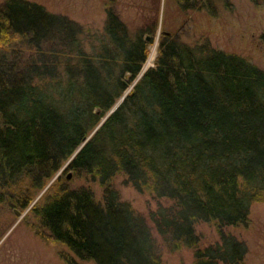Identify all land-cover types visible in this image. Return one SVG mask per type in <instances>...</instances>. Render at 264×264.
I'll return each mask as SVG.
<instances>
[{"label":"trees","instance_id":"1","mask_svg":"<svg viewBox=\"0 0 264 264\" xmlns=\"http://www.w3.org/2000/svg\"><path fill=\"white\" fill-rule=\"evenodd\" d=\"M85 31L35 1L0 2V205L25 209L69 160L71 178L62 170L30 207V229L47 241L96 264H161L163 248L190 249L194 264H244V241L226 228L264 202V70L206 39L162 33L138 77L148 42L129 37L113 7L107 40ZM118 174L155 206L121 200ZM204 222L215 241L204 243Z\"/></svg>","mask_w":264,"mask_h":264},{"label":"rangeland","instance_id":"2","mask_svg":"<svg viewBox=\"0 0 264 264\" xmlns=\"http://www.w3.org/2000/svg\"><path fill=\"white\" fill-rule=\"evenodd\" d=\"M31 1L42 4L50 12L66 15L78 22L86 30L83 34L86 40L95 38L96 35L95 43H102L103 37L107 40L104 34L106 8L113 7L125 24L128 36L134 37L140 33L148 42L147 56L140 73L154 65L162 33L187 44L206 39L212 46L235 52L264 70V44L259 42V34L264 30V1L256 5L252 0H227L228 3L224 5L216 0L217 7L214 11H183L176 0H159L157 11L154 10V0ZM147 26L151 27L152 32L143 30ZM147 35L150 36L148 40ZM86 49H92L89 41ZM132 85L133 83L129 84L125 92ZM121 98L122 95L115 105ZM69 171V168H65L62 173L66 176ZM113 183L119 191L120 199L128 202L136 211L147 213L150 207L155 206L156 202L151 196L138 191L127 180L126 175H116ZM43 189L23 210L6 204L0 205V264H68L64 256L71 257L75 264H96L92 259L79 258L64 243L47 241L30 229L28 222L36 224L30 207L45 190ZM95 189L99 197L101 190L98 184H95ZM14 209H18L20 214H16ZM226 229L244 241V264H264L263 201H254L250 205L246 223L231 225ZM197 230L203 236L204 243L217 239V232L210 223L198 224ZM161 264H194L192 251L188 248L175 251L163 248Z\"/></svg>","mask_w":264,"mask_h":264},{"label":"water","instance_id":"3","mask_svg":"<svg viewBox=\"0 0 264 264\" xmlns=\"http://www.w3.org/2000/svg\"><path fill=\"white\" fill-rule=\"evenodd\" d=\"M149 37H150V36L147 35V36H146V39L148 40ZM141 74H142V73H139L138 77H139ZM138 77H137V78H138ZM137 78H136V79H137ZM136 79L134 80V82L136 81ZM125 94H126V92H124V93L122 94V98L124 97ZM122 98H121V100H122ZM121 100H120V101H121ZM116 105H117V104H116ZM113 108H114V107H112V108L109 110V112H110ZM99 124H100V122H99ZM99 124H98V125H99ZM98 125H97V126H98ZM97 126H96V127H97ZM89 135H90V134H89ZM89 135L86 136V137L84 138V142L88 139ZM79 147H80V146H79ZM68 161H69V160H67V161L64 163V165H63V166H62V167H61V168L55 173V175L49 180V182L46 184L45 188H46V187H47V186H48V185L54 180V178H55V177H56V176H57V175L63 170V168L67 165ZM71 174H72L71 171L67 172L66 177H67V178H70V177H71ZM45 188H44V189H45ZM44 189H43V190H44ZM14 212H15L16 214H20V211H19L18 209H14Z\"/></svg>","mask_w":264,"mask_h":264},{"label":"flooded vegetation","instance_id":"4","mask_svg":"<svg viewBox=\"0 0 264 264\" xmlns=\"http://www.w3.org/2000/svg\"><path fill=\"white\" fill-rule=\"evenodd\" d=\"M259 42H261L262 44H264V30H262L260 32V34H259ZM260 46H261V44H260Z\"/></svg>","mask_w":264,"mask_h":264}]
</instances>
